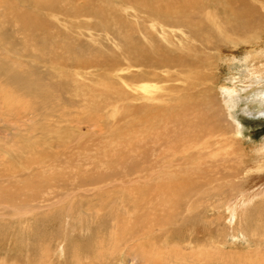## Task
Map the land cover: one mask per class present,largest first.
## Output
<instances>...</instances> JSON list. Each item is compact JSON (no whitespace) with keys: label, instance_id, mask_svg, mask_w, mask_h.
<instances>
[{"label":"rangeland","instance_id":"1","mask_svg":"<svg viewBox=\"0 0 264 264\" xmlns=\"http://www.w3.org/2000/svg\"><path fill=\"white\" fill-rule=\"evenodd\" d=\"M178 1L156 0L151 6L178 7ZM261 3L264 7V0ZM19 4L21 10L34 13L27 3ZM148 4L143 0H55L50 10L43 11L42 25L47 33L36 32L33 40L43 41L50 35L58 51L68 46L67 51H59L62 56H67L62 67L65 73L58 72L52 65L47 66V56H36L35 59L38 54L24 45L32 38L27 39L25 34L0 23V39L3 40L0 57L6 56V64H12L14 53H18L22 67L17 71L25 69L31 73L33 80L44 84L27 86L20 80L14 90L9 83L15 82L14 79L12 81L10 76L3 78L0 75V93L8 96L9 105L17 97L26 102L29 94L36 97L44 88L57 84V88L48 91L52 96L45 102L35 99L38 104L28 110L15 103L12 115H7V111L4 116L0 115V264H264V160L258 159V146L264 144V105L261 93L254 91L264 88V80H252L250 85L253 84V88L247 86L238 90L239 100L234 98L230 105L225 104V94L220 93L223 83L224 86L236 84L239 87L236 77L239 78V72L243 73L245 68L260 67L259 64L254 66L249 57L245 62L240 61L239 58L246 55L241 48L232 53H222L216 66L217 77L215 75L212 81V97L215 103L219 101L225 107L228 114L221 116L220 123L229 124L235 130L229 131L230 135L238 130L236 137L241 143L235 148H244V153L240 151L242 157L238 161L231 154L232 161L230 158L222 165L220 156L214 151L209 152L203 167L207 169L204 173L214 175V182L204 185L198 177L204 174H191L185 185L187 187H184L194 209H178L172 221L162 227L153 224L138 237H129L128 230H124L127 233L115 239L117 219L118 224L128 227V223L136 221L133 217L137 215L142 226L141 216L148 212L147 204L139 202L138 214L131 216L136 205L128 189L129 181L137 178L136 174H123V168L117 164L113 166L114 170H110L107 164L111 163L105 164L119 155H123L126 161L132 157V161L142 163V158L139 155L140 159L134 157L135 153L131 151L135 123L130 117L133 105L141 101L124 99L114 104L110 101L116 94L113 91L115 85L120 89L122 85L126 93L132 91V84L127 79L129 72L122 71L124 73L115 76L111 69H100L102 72L97 75L93 67L84 69L81 65L77 66L75 60L80 55L94 61L101 60L100 50L106 57L118 52L125 43L120 39H130L129 32L120 33L119 24L123 30L136 21L152 28L151 21L147 22V18L151 17H147L144 10V7H151ZM2 7L0 3V13ZM94 7L101 8L107 17L102 21L103 26L98 25L100 18L90 13ZM135 7L141 10L137 15ZM172 30L168 37L165 35L172 42L166 40L162 43L175 48L178 31ZM153 35L156 36L157 31ZM141 37L146 40L143 35ZM155 39L159 41L157 36ZM262 46L264 50V44ZM76 54L78 56L74 59ZM0 60L3 62V59ZM257 73L261 74L262 70ZM3 79L5 81H1ZM148 81L160 84L156 79ZM243 81L248 85L249 81ZM82 94L87 95L86 99ZM128 101L132 102L129 104ZM247 104L253 111L247 108ZM48 106L50 113L45 115ZM23 140L37 141L33 149L36 157L44 151L52 157L40 158L42 161L37 165L35 162L38 160L26 163L29 158L27 150L17 147ZM114 171L118 174L112 181L100 179V182H84L74 188L81 175L94 177L106 172L104 175L107 176ZM48 177L52 179L47 181L45 178ZM142 181V178L136 179L131 185L143 186ZM37 182L41 184L37 185ZM195 182L204 196L202 199L198 197L197 201V197L191 196ZM231 197L237 200L235 216H230L232 214L226 208L227 199ZM109 204L112 206L109 207ZM156 214L162 215L160 211ZM121 221H125L124 224ZM148 237L153 242L149 245L151 253L145 243ZM153 248H156L155 251Z\"/></svg>","mask_w":264,"mask_h":264},{"label":"bare ground","instance_id":"2","mask_svg":"<svg viewBox=\"0 0 264 264\" xmlns=\"http://www.w3.org/2000/svg\"><path fill=\"white\" fill-rule=\"evenodd\" d=\"M54 1L55 0H0L1 5L4 6L0 13V19L2 20L0 23L2 25H9L17 32L25 34V38L27 39L32 38L29 40V43H24V45H28L31 51H35V54H38H34L35 59L37 58L36 56H47V66L51 67L52 65L56 67L55 69H57L58 72L65 73L62 67L67 60V56H62L59 51H67L68 46H63L58 51L59 48H57L58 46H56V43L52 41L50 35L46 36L47 39L43 41L33 40L34 33H47L45 32L47 30L46 27L42 25L44 16L43 11L50 10ZM261 1L262 0H179L178 7H152L151 3H156V0H143V2L149 3L148 5L151 6L144 7V10L147 17H151L147 18V22L150 23L151 21L152 28L150 26H148V28L144 22L140 23L136 21V23L133 22L134 25H129L128 29L123 30V27L119 24L120 33H122V31L126 33L129 32L130 39H128V41L120 39L122 43H125L118 52L114 53L113 51L114 54L106 57L103 56L105 55L103 54L104 52L100 53L102 51L100 50L99 55L101 56V60L96 61L87 59L83 55H77L81 53H77L76 56H74V59L78 56L75 60L77 66L80 67L81 65L84 69L93 67L97 75L102 72L100 69H111L112 75L114 74L115 76L120 72L121 74L124 73L122 71L129 72L127 79L129 84H132V91L126 93L121 84L122 89L115 85L113 91L116 94L110 100L112 104L117 103L118 100L119 103H121L124 99L141 101L133 105L132 116L130 117H133L132 122L135 123V125L133 124L131 151L135 153L133 154L134 157L140 156L142 158L141 160L139 157L142 163H137L136 159V161H132V157L129 161H126L123 155H119L117 158H113V161H106L105 164L111 163L110 165L107 164L110 170H114L113 166L118 165L123 168V174H136L135 176H137V178L131 179L130 181L128 180L130 182L128 190H130V196L132 194V197L135 198L134 204L136 205L131 211L133 212L131 216H134L137 210L140 209L141 206L139 207V202H144L145 205L147 204L146 208H148V212L141 216L142 226L139 225L138 221L140 219H137V215L133 217L136 221L133 220L132 223H128V227L124 224L125 221H121L124 225H120L118 224L119 220L117 219V222L115 220V239H119L121 234H126L127 232L124 233V230H128L127 234H129V237H138L139 234L146 232L153 224L157 225V227H162L164 224L172 221L178 209L180 210L184 207L186 210H192L193 207L189 203V193L184 191V187H187L185 185L191 174L195 176L196 174H204V176H198L201 178V182L204 185L211 183V181L214 182V175H207L204 173L207 171V169L203 167L206 162L204 158L209 152L214 151L216 155H219L222 165H224L227 160H230L231 154H233V158L236 156V160L238 161L240 157H242L240 154L244 153V148H235V145L241 143L239 138L236 137L238 130L234 135H230L228 132L235 130L229 124L225 125L220 123L221 116L226 112L224 109L225 107L223 108L219 101L215 103V99L212 97V92L214 90L212 81L216 75V66L218 65V60L221 58L222 53L225 51L232 53L240 48V50H243L242 53L246 54L245 57L239 58L240 61L242 59L245 62V59L249 57L254 61V66L255 64H259L260 67L245 68L243 73L238 71L241 74V78L236 77L240 82L239 87L238 85L236 86V84L224 86V83L223 86H220L221 95H226H224L225 104L230 105V103H233L234 98L238 99V90L240 91L247 86L253 88V84L252 86L250 85L252 80H264V50H262L263 46L261 47V45L264 44V7H261L263 6ZM21 2L30 5L34 13L31 14L29 11L21 10L19 8V3ZM80 8H84V6ZM100 9L99 7H94L90 10V13L100 18L101 21L98 22V25L103 26L104 24L102 25V21L107 19V17L105 18L104 11ZM140 11L139 7L134 8V13L136 15ZM172 29L178 31L176 34L178 35V44L175 48L162 43V41L168 40L165 35L168 37L173 31ZM155 31H157L156 36L159 41H157V39H155L156 36L153 35ZM140 33L143 37H146V40H142ZM122 35L123 34H121V36ZM168 42L171 43L172 41L169 39ZM247 44L252 48L249 49ZM2 45L3 40L0 39V47H2ZM5 57H0L3 59V62L0 60V75L3 76V78L6 77V75L10 76L12 81L14 79L15 82H9L13 89H17L20 80L27 86L38 87L44 85L33 80V78L30 77L31 73H29V71H25V69L17 71L19 67H22V62L18 53H14L12 64H6L4 61ZM260 70H262V73L258 74L257 72H260ZM231 78L233 81L235 76ZM150 79H156L160 84L151 83L148 81ZM244 79L245 81H249L247 82L248 85L243 83ZM1 81H5V79ZM60 85L63 86L62 84ZM54 87L57 88V84L54 86L51 84L49 87L44 88L36 97H33V94H29L30 96H28L29 98L26 99V102L23 101V98L17 97L10 105L9 101H7L9 100L8 96L4 93H0V115L4 116V112L6 111L7 115H12L13 105L15 103H19L21 107L23 106L28 110L29 107H34L38 104V102L34 101L35 99L36 101L39 99L40 103L45 102L52 96V93L48 91ZM251 90L252 92L259 91V93H261V103L264 105V88L260 90L259 88H257V90ZM83 96L86 99L87 95L82 94V97ZM93 96H95L94 93ZM90 97L91 96L88 98ZM20 99L23 103H21ZM247 108L253 111L252 107L248 104ZM50 109L49 106L46 107L47 112H45V115H49ZM59 113L58 115L62 114ZM89 113L88 111L87 114L89 115ZM122 113L124 112H121V114ZM127 115L129 116V114ZM226 115L228 114L226 113ZM68 118L70 119V117ZM81 121L84 120L82 119ZM143 135H145V137H143ZM144 138L146 142L142 143ZM36 142L23 140L17 146L19 150H27L29 158L26 159V163L38 160L35 162V165H37L38 162L40 163L42 161L40 158L45 159L50 156L52 157V155H48L45 151L43 153L39 152L38 157H36V153L33 152V149L36 147ZM42 142H44V140ZM140 143L142 145H140ZM55 144H57V142ZM135 144H137V146ZM240 146L243 147L242 144ZM81 147L79 148L78 146L79 149H82ZM258 147L260 150L258 159L264 160V144ZM240 151H242V153H240ZM104 174H106V172H104ZM104 174L100 173L97 176L94 175V177L88 174L81 175L78 182L74 184V188H78L79 185L81 186L84 182H100V179L112 181L114 177H117L118 172L116 173L114 171L111 173L112 175L107 173V176ZM198 177H196V179ZM141 178L144 181L143 186L131 185L136 179L138 180ZM45 179L48 181L51 180L52 177ZM40 184L41 182H37V185ZM43 184L45 183H42V185ZM194 184L196 188L194 187V189L191 190V196H194V198L197 197V201V199H199L198 197L202 199L204 196L197 183L195 182ZM203 191L204 189L202 192ZM234 197L227 199L226 208L229 213L232 214L230 216H235L234 212L236 211L235 206L237 200H235L236 198ZM206 200H208V198H206ZM111 206L112 205L109 204V207ZM202 210L204 209L202 208L200 211L202 212ZM159 211L162 213L161 216L156 214ZM146 241L145 243L148 246L149 253H151V249L149 248V245L153 244L151 237H148ZM162 241L164 242V239H162ZM155 249L153 251H155ZM77 254L78 253L75 255L78 258L79 256Z\"/></svg>","mask_w":264,"mask_h":264}]
</instances>
